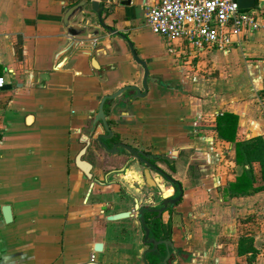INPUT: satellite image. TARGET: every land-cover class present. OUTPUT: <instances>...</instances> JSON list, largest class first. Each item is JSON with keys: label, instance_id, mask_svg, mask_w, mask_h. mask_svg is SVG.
Wrapping results in <instances>:
<instances>
[{"label": "crops", "instance_id": "0c3cea01", "mask_svg": "<svg viewBox=\"0 0 264 264\" xmlns=\"http://www.w3.org/2000/svg\"><path fill=\"white\" fill-rule=\"evenodd\" d=\"M82 1L72 24L94 34V0H0V77L11 87L0 90V264H144L151 246L136 204L155 209L178 187L152 172L158 190L149 188L142 163L107 153L96 140L107 131L92 127L106 95L144 93L129 43L153 80L144 97L127 91L105 103V144L158 157L183 190L159 218L170 237L146 222L151 237L172 241L168 264H264V28L229 52L174 48L143 34L160 0H100L126 40L102 29L94 40L69 38L64 17ZM84 137L92 180L76 165ZM257 139L263 149H246ZM123 212L132 216L108 221Z\"/></svg>", "mask_w": 264, "mask_h": 264}, {"label": "built area", "instance_id": "2783aa9c", "mask_svg": "<svg viewBox=\"0 0 264 264\" xmlns=\"http://www.w3.org/2000/svg\"><path fill=\"white\" fill-rule=\"evenodd\" d=\"M239 1L160 0L147 10L145 24L155 35L183 40L198 51L229 52L264 28V0H254L250 9H241ZM5 86L0 77V90Z\"/></svg>", "mask_w": 264, "mask_h": 264}, {"label": "water", "instance_id": "95a60500", "mask_svg": "<svg viewBox=\"0 0 264 264\" xmlns=\"http://www.w3.org/2000/svg\"><path fill=\"white\" fill-rule=\"evenodd\" d=\"M130 3V0L125 1L124 4L128 5ZM255 1L254 0H240L239 1V6L241 9H250L254 6ZM87 5L86 1H82L79 5H76L69 9L66 12V15L64 17V26L66 27L67 34L69 38H74V39H87V40H94L96 39L100 34V29H102L104 32L110 33L113 36H118L122 37L124 40H126V36L121 35L116 29L108 26L105 22L104 18V12L106 10V7L104 5L100 4V0H94L91 2V8L93 15L97 17L98 23H99V28L96 30V33L94 34H87L86 33V28L80 25H73L72 23L77 20V17L80 14L85 15L83 12V7ZM86 18L88 16H85ZM91 20L89 18L86 19L85 23L89 25ZM80 43H77L75 45V49L78 48ZM132 51V55L135 59V61L143 68L144 71V77H143V89L144 93H142L141 89H139L136 86H127L119 91H117L114 94L111 95H106L100 104L98 113L96 117L94 118V123L92 124V127H96L98 123H102L104 126V129L107 131L108 135H99L96 136V140L99 143V145L109 154H116L119 153L121 150L125 151L132 157L136 158L142 165L144 166V177L146 184L149 188L153 190H158V186L152 176V172H155L157 174H160L164 179H166L168 182L172 183L173 185H177L178 187V193L179 195L175 198H168L163 200L155 209L151 208H140L138 205V202L136 204V210L139 211V218L141 220V223L144 228V233H145V244L148 246H151L150 249H148L145 254H144V264H168V261L171 256V252L174 251V245L170 239L167 240H157L156 238L151 237V231L150 228L147 226L146 221L143 217V212L144 210L149 211V212H155L158 214V218H161L163 213L168 211L169 209L174 208L180 201L183 195V190L178 183L172 179L171 176L167 175L162 169H160L156 162L159 161L158 157H154L151 155H147L139 150H136L132 148L129 145H126L124 143H116L113 145L111 149L108 148V146L105 144V140H110L113 137V133L110 129L109 123L106 120V113H105V103L107 101H111L122 95L123 93L127 91H134L136 95L134 97L140 98L144 97L148 93V82L152 81L153 78L150 76V71L147 66V63L143 60L140 59L138 56L137 52L135 51L133 45L129 43ZM9 90L11 87L9 85H6L3 90ZM101 127V126H100ZM83 144H85V147L82 149V151L79 153V155L76 158V165L77 167L84 173L85 178L92 180L93 175H92V165L88 161L84 160V156L86 155L87 148L90 145V140L86 137H84ZM4 217L6 222H10L12 220V215H11V209L10 207H5L3 209ZM132 216L131 212H123V213H118L115 215H110L107 217L108 221H117L121 219H126ZM165 246V254L160 250V246ZM103 250V245L102 244H96L95 246V252L100 253ZM148 255H155L161 258V261L155 263H151L148 260ZM157 260V259H156ZM155 260V261H156ZM89 264H97L94 262H91Z\"/></svg>", "mask_w": 264, "mask_h": 264}, {"label": "trees", "instance_id": "16d2710c", "mask_svg": "<svg viewBox=\"0 0 264 264\" xmlns=\"http://www.w3.org/2000/svg\"><path fill=\"white\" fill-rule=\"evenodd\" d=\"M236 122L237 121L235 119L234 124H236ZM246 146L247 147L250 146V147H248L246 149H249V148L252 149L253 148L254 149V153H258L259 148L260 149H263V143H262V141L260 139H257V140L248 142V143H246ZM251 155H253V154H248V156H251ZM254 155H257V154H254ZM149 216H151V215H149ZM153 223H154V224H152V233H153V235L160 236L161 237L163 234H166V236L168 238L170 237V231H169V233L168 232L167 233L165 232L164 225L162 224V221L161 220L154 221ZM163 250H164V248H162V251ZM153 258L158 259V257H153Z\"/></svg>", "mask_w": 264, "mask_h": 264}, {"label": "rangeland", "instance_id": "374dc122", "mask_svg": "<svg viewBox=\"0 0 264 264\" xmlns=\"http://www.w3.org/2000/svg\"><path fill=\"white\" fill-rule=\"evenodd\" d=\"M258 11V14L260 13V10H257ZM143 34H144V36L148 39L149 37H150V34H151V32H150V30H149V27L148 26H146V28H144V31H143ZM171 44H172V46L174 47V48H180L181 46H185V45H188L185 41H183V40H174V41H172L171 42ZM208 49V48H207ZM133 190L135 191V189H139V190H141L140 189V185L138 186V185H135V186H133ZM142 191V190H141ZM140 192V191H139ZM138 192V193H139Z\"/></svg>", "mask_w": 264, "mask_h": 264}, {"label": "flooded vegetation", "instance_id": "af4514ba", "mask_svg": "<svg viewBox=\"0 0 264 264\" xmlns=\"http://www.w3.org/2000/svg\"><path fill=\"white\" fill-rule=\"evenodd\" d=\"M171 193V192H170ZM170 193H167V194H170ZM149 215H151V216H149ZM138 217H139V211H138ZM143 217H144V219H145V221L148 223V224H150V225H152V224H154L153 222L154 221H157V220H160L159 218H158V214L157 213H155V212H146V211H144L143 212ZM150 227V226H149ZM152 227V226H151ZM157 240H167V239H157ZM160 247H164V249H165V246L163 245V246H160Z\"/></svg>", "mask_w": 264, "mask_h": 264}]
</instances>
